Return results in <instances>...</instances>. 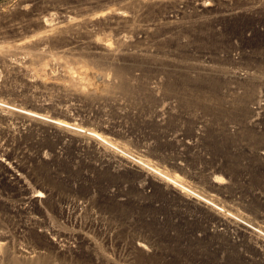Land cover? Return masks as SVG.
Masks as SVG:
<instances>
[{"label": "rangeland", "instance_id": "obj_1", "mask_svg": "<svg viewBox=\"0 0 264 264\" xmlns=\"http://www.w3.org/2000/svg\"><path fill=\"white\" fill-rule=\"evenodd\" d=\"M258 3L0 0V51L11 52L0 56V264H264L257 232L168 182L179 175L264 232ZM252 49L256 72L237 79Z\"/></svg>", "mask_w": 264, "mask_h": 264}, {"label": "bare ground", "instance_id": "obj_2", "mask_svg": "<svg viewBox=\"0 0 264 264\" xmlns=\"http://www.w3.org/2000/svg\"><path fill=\"white\" fill-rule=\"evenodd\" d=\"M32 1V0H31ZM34 1V0H33ZM36 2H39L40 0H35ZM21 2H23V4H24V2L25 1H21ZM26 3V2H25ZM33 3H35V2H33ZM37 4V3H36ZM20 8V7H19ZM7 10V9H6ZM9 10V9H8ZM125 13L126 12H123V11H118L116 14L118 15V16H126L125 15ZM7 16V15H6ZM8 17V16H7ZM124 18V17H123ZM46 25L48 26V25H50L51 26V24H48V23H46ZM263 39V37H261L259 40H262ZM46 43V42H45ZM44 43V44H45ZM262 43H263V40L262 41H260L259 42V44H257V46L259 47V46H261L262 45ZM130 49V48H129ZM238 50H235V51H233V52H237ZM257 51L260 53L261 52V50L260 49H258V50H252L249 54H247L246 56H248V57H250V58H244L243 60H242V62L243 63H245V61H249L250 63H253V54H254V52H255V54L257 55V57H258V54H257ZM11 54V52H10V50L8 49V50H1L0 51V56H3L5 59H7V57H8V55H10ZM11 56V55H10ZM259 58H261V57H259ZM264 61V60H263ZM10 64H12L13 65V67L15 68V69H19L20 68V63L18 62V61H15L14 59H9V61H8ZM241 62V63H242ZM261 63V65L264 63H262L261 62V60L259 61V64ZM253 64H255V63H253ZM252 69H254V68H252ZM255 71H256V69H254ZM69 81V80H68ZM62 82V81H61ZM64 82V81H63ZM12 107V106H11ZM23 109V108H22ZM1 111V110H0ZM2 111L3 112H8V113H16V114H19V116H20V114L21 115H23V116H26V118L28 117L29 119H31V120H35V121H37V120H39L40 122H45L46 124H47V126H48V128L49 129H54V128H56V129H59V130H64V131H67L68 133L67 134H69L70 132L71 133H74V131L73 130H68L67 129V127L69 128H73L72 126V124H69V123H67V122H65V121H61V120H56V119H49V118H46V117H44L43 115H41V114H39V113H37V112H34V111H32V110H20V108H18V109H15V108H9V107H6V108H3L2 109ZM2 112V113H3ZM38 122V121H37ZM39 123V122H38ZM42 124V123H41ZM74 129V128H73ZM51 131V130H50ZM80 132H82V131H80ZM84 132V131H83ZM66 133V132H65ZM85 134H87V135H90V136H96L94 133H88V132H84ZM86 135V136H87ZM100 147H97V149H99ZM104 148H107V149H109V150H114L113 152L114 153H112L111 152V154L112 155H114V156H117V157H120L119 159L120 160H122V161H126L127 160V162H129V164L132 166V164H133V161L134 162H140L141 163V161L139 160V158L137 157V156H135L134 154H132L131 152H128V151H126L125 149H122L121 147H120V149L119 150H117V149H114L115 147H104ZM105 152H106V150H104ZM126 159V160H125ZM3 162H4V159L2 160ZM1 161V162H2ZM150 161V163H144L143 165H141L140 163H139V165H140V167H143L144 168V170L142 171L141 169H140V171H138V173H142V172H144V173H150V174H152L153 172H155V174H157V177H158V174H159V176H161V178H160V182L161 183H163V181H165V180H163V176H165V174H166V177H172L171 176V174H169L168 173V171L167 170H165V169H163V168H160V167H158L157 166V163L156 164H153L152 163V161L151 160H149ZM159 172V173H158ZM162 173H164V174H162ZM168 175V176H167ZM182 176V175H181ZM217 176V175H216ZM218 178V177H217ZM216 181V180H215ZM168 182L170 183V182H173V183H175V184H177L178 185V187L179 188H181V190H182V193H179V195L181 194V195H183L185 198H187V196L186 195H188V197H189V199H191L192 201H193V203L195 204V205H197V206H199V207H201V208H203V209H205V210H207V211H209V212H214L215 214H217L219 217H221V220H223V223H224V225H226V222H230V221H233V222H235V223H237V224H239V226H245V227H247L248 228V230L249 229H251V230H253V232H257V238H258V240L260 241V240H262V242L261 243H264V232L260 229V228H257V227H255V226H253L252 225V223L250 224V223H248V221H246V220H244V218H242L241 216H240V214L239 213H234V212H232V211H229V210H226L225 208H223L221 205H218V204H216L215 203V201H214V199L211 197V196H209L208 194H205V193H203V192H201L200 190H198V189H192L191 188V186L190 187H188V186H182L181 185V183H183L182 181H181V179L179 178V175H178V178H176V180H172V181H169L168 180ZM217 182V181H216ZM184 184V183H183ZM186 184V183H185ZM161 185V184H160ZM40 194H36V195H32V197H33V200L34 201H37V199H40V198H43L44 197V195L41 193V192H39ZM49 197V196H48ZM188 199V198H187ZM211 210V211H210ZM258 246V245H257ZM5 248V246H4V244L2 243H0V250H2V249H4Z\"/></svg>", "mask_w": 264, "mask_h": 264}, {"label": "built area", "instance_id": "obj_3", "mask_svg": "<svg viewBox=\"0 0 264 264\" xmlns=\"http://www.w3.org/2000/svg\"><path fill=\"white\" fill-rule=\"evenodd\" d=\"M264 0H259V3L257 4V6H259V9L261 10V11H264ZM262 28H264V26L263 27H261V30H264V29H262ZM263 40V42H264V39H262ZM253 50V49H252ZM247 53H250L251 52V50H250V52L249 51H246ZM236 52H233L232 53V56L234 57V58H239L238 57V55L237 54H235ZM261 60V62L263 63L264 61V56L262 57V59H260ZM253 67L252 66H250V65H247V64H245V63H241V65L239 66V67H237L234 71H233V73H234V76H235V74H237L235 77L237 78V79H240V80H248V79H251L252 77H253V74H255V70L254 69H252ZM256 103L258 104V106L259 107H262L263 105H264V92H263V90H260V93L258 94V98H257V100H256Z\"/></svg>", "mask_w": 264, "mask_h": 264}]
</instances>
